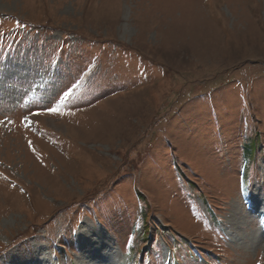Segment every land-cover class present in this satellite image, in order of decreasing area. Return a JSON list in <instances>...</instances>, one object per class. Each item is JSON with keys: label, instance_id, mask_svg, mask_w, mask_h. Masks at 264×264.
Masks as SVG:
<instances>
[{"label": "rangeland", "instance_id": "374dc122", "mask_svg": "<svg viewBox=\"0 0 264 264\" xmlns=\"http://www.w3.org/2000/svg\"><path fill=\"white\" fill-rule=\"evenodd\" d=\"M0 264H264V0H0Z\"/></svg>", "mask_w": 264, "mask_h": 264}, {"label": "snow or ice", "instance_id": "6c2138e0", "mask_svg": "<svg viewBox=\"0 0 264 264\" xmlns=\"http://www.w3.org/2000/svg\"><path fill=\"white\" fill-rule=\"evenodd\" d=\"M52 111H53V112H55V111H56V109H54V108H53V109H52Z\"/></svg>", "mask_w": 264, "mask_h": 264}, {"label": "trees", "instance_id": "16d2710c", "mask_svg": "<svg viewBox=\"0 0 264 264\" xmlns=\"http://www.w3.org/2000/svg\"><path fill=\"white\" fill-rule=\"evenodd\" d=\"M247 197H249V196H247Z\"/></svg>", "mask_w": 264, "mask_h": 264}]
</instances>
